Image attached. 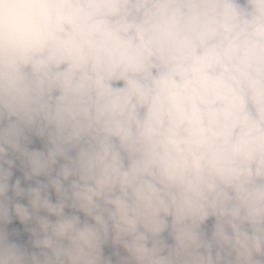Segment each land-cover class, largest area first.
<instances>
[{
    "label": "clouds",
    "instance_id": "1",
    "mask_svg": "<svg viewBox=\"0 0 264 264\" xmlns=\"http://www.w3.org/2000/svg\"><path fill=\"white\" fill-rule=\"evenodd\" d=\"M0 264H264V0H0Z\"/></svg>",
    "mask_w": 264,
    "mask_h": 264
}]
</instances>
